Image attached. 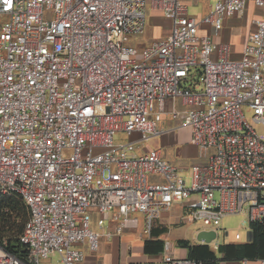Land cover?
Here are the masks:
<instances>
[{"label":"built area","instance_id":"built-area-1","mask_svg":"<svg viewBox=\"0 0 264 264\" xmlns=\"http://www.w3.org/2000/svg\"><path fill=\"white\" fill-rule=\"evenodd\" d=\"M249 3L261 14L233 58L201 25L218 35ZM148 8L171 21L170 35L131 43ZM168 104L192 144L212 152L190 185L159 150L138 152L163 133ZM120 132L137 139L116 144ZM193 195L182 221L215 232V249L228 216L264 225V0H220L200 21L181 0H0V201L21 197L30 213L26 254L2 240L0 264H83L76 246L100 248L93 221L111 241L139 213L151 235ZM163 264L199 263L165 254Z\"/></svg>","mask_w":264,"mask_h":264},{"label":"rangeland","instance_id":"rangeland-1","mask_svg":"<svg viewBox=\"0 0 264 264\" xmlns=\"http://www.w3.org/2000/svg\"><path fill=\"white\" fill-rule=\"evenodd\" d=\"M183 4L188 7V14L190 17L196 18L198 21L202 20V18L208 16L212 9L215 7L216 3L220 0H181ZM259 10H254L251 6L248 9V13L244 15L239 23L236 24L237 32L236 35L240 36L238 43H234L232 39L229 40L231 46H240L242 43L241 37L244 35V32L248 30L252 20H254L255 15L259 14ZM168 22L162 17L160 12L152 11L148 8L147 10V28L145 33L140 37H130L131 43L137 42L142 46L148 45L152 40L163 38L165 35V31H167ZM201 30L209 31L211 30L210 24L204 23L201 25ZM215 41V37H214ZM139 50H142L140 46L137 47ZM246 118L248 122L252 123V114L249 112H245ZM257 130H260L261 127L256 126ZM137 136H130L127 133H117L115 136L116 144L128 143L131 140H136ZM159 141L156 138L151 139L148 142L142 144V147H152L157 145ZM188 145L180 146L179 148L182 150V159L184 162L189 164L191 159L188 160L187 157L192 156V149L187 147ZM141 150V148H140ZM139 151V150H138ZM180 160V159H179ZM184 177L187 180L188 185L191 183V174L190 171L184 174ZM197 195H193L189 201H185L182 204L175 205L170 211L169 217L161 218L159 221L155 222L154 230H158L163 234L160 235L158 239L166 241L168 244L172 243L176 247L178 251L181 252L177 246L178 239H186L191 240L192 243L199 244L196 240H194L195 232L203 228L204 225L202 222H194L187 223L182 221V217L185 215L184 206H192L193 200L197 199ZM22 203V202H20ZM166 225H161V224ZM108 225V222L107 224ZM94 231L100 234V248L99 251L95 253L97 259H95L94 264H110L111 260L117 259L120 255L122 260L128 256V254L133 253L134 256H138L142 259L143 262H159L160 257H149L145 256L142 253V243L151 236L144 231V216L136 213L132 214L128 218V229L127 231L119 236V246L116 247L114 244V240L108 241L105 237L104 230L98 229L96 223L93 221L91 224ZM222 229L223 232L220 233L218 241L220 246L225 245L227 243H246L248 240V234L251 229V222L246 214L233 215L228 216L222 221ZM228 233V235H226ZM240 235V240L236 239V235ZM190 242V244H191ZM177 244V245H176ZM77 248L82 249L86 257L89 256V250L86 247L76 246ZM120 247V248H119ZM211 250L218 252V249H215L213 245L210 246ZM220 257V254H218ZM115 257V258H114ZM117 257V258H116ZM57 256L52 257V260H56ZM86 262V261H85ZM84 262V263H85Z\"/></svg>","mask_w":264,"mask_h":264},{"label":"crops","instance_id":"crops-1","mask_svg":"<svg viewBox=\"0 0 264 264\" xmlns=\"http://www.w3.org/2000/svg\"><path fill=\"white\" fill-rule=\"evenodd\" d=\"M182 2V1H181ZM185 5V4H184ZM253 7L254 10H259L258 8L255 7V5L253 3H249L245 12L241 15H237L233 18L227 19L224 25L223 30L220 32V34L215 35L214 31L209 30V31H203L201 30V34H210L213 37H215V43L217 44H230L229 40L232 39L234 41V43H238V40L240 39V36L236 35L237 32V26L236 24L239 23V20L248 13V9L250 7ZM260 11V10H259ZM161 13V12H160ZM261 14V11L260 13ZM259 14L255 15V18L257 16H259ZM162 17H164V15L161 13ZM165 18V17H164ZM254 18V19H255ZM166 19V18H165ZM168 22V27H167V31H165V35L163 38H166L170 35L171 32V21L166 19ZM253 21L251 22L249 28L247 31L244 32V35L241 37L242 39V43L240 46H231L232 47V57L233 58H240L241 54L245 48V45L248 42L249 36L250 34L254 31V25H253ZM158 39H162V38H158ZM157 40V39H154ZM153 41V40H152ZM180 102L176 103V110L180 109ZM175 112V109L171 106V104H168L166 106V110L163 114V118L162 121L160 123V129L163 132L161 135H159L158 137H156V139L159 141L157 143V145L152 146V147H144L141 148V150L139 149L138 152H144L150 149H157L160 151L161 155L163 156V158L168 161L169 163L173 164L174 166L180 168L182 175L184 176V174L188 171H190V174L192 172V168L194 166H198V165H203L206 164L211 155L212 152H202L197 146L193 145L191 142V132L188 128H181L180 127V122L178 121V119L174 118L173 113ZM185 146L188 145V148H191L193 153L191 157H187L188 160L191 159V162L189 164H187V162H184L182 159V150L179 148L180 146ZM180 159V160H179ZM185 206H184V213H186ZM170 212L166 213L163 215L162 218L165 217H169ZM182 220V219H181ZM159 221V220H158ZM160 222V221H159ZM161 224V223H160ZM161 225H166V224H161ZM155 229V228H154ZM153 229V230H154ZM151 238H149L148 240L152 239V233H151ZM196 235L194 234V240H195ZM114 244L116 247L119 246L118 242L119 239L118 237L114 238ZM253 238H251L250 236V240L252 241ZM178 240H186L191 242V240H189L188 238L186 239H178ZM147 241V240H146ZM250 241V242H251ZM165 242V248L163 253L159 254V255H147L144 253L143 247H144V243L145 241L142 243V253L145 256H149V257H160L159 262H143L142 259L138 256H134L133 253L128 254V256L126 258H124L122 260L121 256L119 255L117 259L111 260L110 264H163V257L165 254H170L172 256H174L175 258H179V259H184V258H189L188 257V250L187 249H183L180 248L179 246H177L179 249H181V252L178 251L175 247L174 244H168L166 241ZM249 243V242H248ZM227 244H233V243H227ZM118 245V246H117ZM177 245V244H176ZM191 245H204V244H196V243H192ZM226 245V244H225ZM210 247V246H209ZM120 248V247H119ZM89 256L86 257V262L83 264H94L96 256L95 253L93 252H89ZM115 258V257H114ZM219 259H222V256L220 255V257L218 256ZM241 261H237V262H226V261H221L219 264H240Z\"/></svg>","mask_w":264,"mask_h":264},{"label":"trees","instance_id":"trees-1","mask_svg":"<svg viewBox=\"0 0 264 264\" xmlns=\"http://www.w3.org/2000/svg\"><path fill=\"white\" fill-rule=\"evenodd\" d=\"M29 216V209L21 197H10L0 201V241L7 240L8 249L21 256L26 254V249L18 245V242ZM251 229L253 232L251 242L222 245L217 253L207 245H191L186 240H178L177 244L180 248L187 249L189 259L199 264L264 259V225L251 223ZM161 234L163 233L158 230L152 231V239L144 243L145 254L159 255L163 253L165 242L158 239ZM218 254L222 256V259L218 258Z\"/></svg>","mask_w":264,"mask_h":264},{"label":"water","instance_id":"water-1","mask_svg":"<svg viewBox=\"0 0 264 264\" xmlns=\"http://www.w3.org/2000/svg\"><path fill=\"white\" fill-rule=\"evenodd\" d=\"M195 240L199 244H204L210 246L217 239V234L215 232H207L204 230H197L195 232ZM251 238H253V233H250Z\"/></svg>","mask_w":264,"mask_h":264}]
</instances>
